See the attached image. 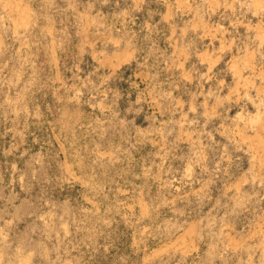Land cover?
<instances>
[{"label": "rangeland", "instance_id": "obj_1", "mask_svg": "<svg viewBox=\"0 0 264 264\" xmlns=\"http://www.w3.org/2000/svg\"><path fill=\"white\" fill-rule=\"evenodd\" d=\"M220 1L0 0V264H264V0Z\"/></svg>", "mask_w": 264, "mask_h": 264}, {"label": "bare ground", "instance_id": "obj_2", "mask_svg": "<svg viewBox=\"0 0 264 264\" xmlns=\"http://www.w3.org/2000/svg\"><path fill=\"white\" fill-rule=\"evenodd\" d=\"M8 1H9V0H8ZM15 1H16V0H15ZM181 1H182V0H181ZM219 1H220V0H219ZM17 2H18V1H17ZM220 2H221V1H220ZM10 3H11V2H10ZM20 3H21V2H20ZM227 3H228V2H227ZM14 4H15V2H14ZM12 5H13V4H12ZM12 5H10V6H12ZM15 5H16V4H15ZM20 5H21V4H20ZM20 5H19V6H20ZM180 5H181V4H180ZM23 6H25V5H23ZM219 6H220V5H219ZM14 7H15V6H14ZM213 7H214V5H213ZM16 8H17V7H16ZM14 9H15V8H14ZM175 9H176V8H175ZM17 10H18V9H17ZM183 10H184V9H183ZM10 11H11V8H10ZM21 11H22V13H23V9H21ZM21 11H20V12H21ZM11 12H13V11H11ZM166 12H167V11H166ZM22 13H21V16L24 14V13H23V14H22ZM166 14L168 15V13H166ZM19 15H20V14H19ZM19 15H18L17 17L20 19L21 17H20ZM193 15H194V14H193ZM196 15H197V14H196ZM11 16H12V15H11ZM13 16H14V15H13ZM172 16H173V15H172ZM167 17H168V16H167ZM9 18H10V17H9ZM22 19H23V18H22ZM18 21H19V20H18ZM20 21H21V20H20ZM28 21H29V20H28ZM195 21H196V20H195ZM13 22H14V21H13ZM204 22H205V21H204ZM16 23H17V22H16ZM193 23H194V21H193ZM191 24H192V23H191ZM196 24H197V23H196ZM196 24H195V25H196ZM199 24H200V23H199ZM260 24H261V23H260ZM263 30H264V29H263ZM252 32H253V31H252ZM263 33H264V32H263ZM254 35H255V34H254ZM256 35H257V34H256ZM256 37H257V36H256ZM251 39H252V38H251ZM247 40H248V39H247ZM245 46H246V45H245ZM242 49H243V48H242ZM125 55H126V54L124 53V54L119 55V57L121 58V57H123V56H125ZM126 58H127V57H126ZM250 60H251V59H250ZM117 61H118V59H117ZM247 61H248V60H247ZM247 63H249V62H247ZM237 68H238V66H237ZM239 68H240V67H239ZM257 133H258V132H257ZM258 139H259V141L261 142V143H260V142H258V143H260V146L262 147V146L264 145V133H263V135L260 134V136L258 137ZM261 144H263V145H261ZM261 147H260V148H261ZM263 148H264V147H263ZM261 149H262V148H261ZM262 151H263V150H262ZM259 153H261V152H259ZM263 154H264V153H263ZM258 156H259V155H258ZM256 160H257V159H256ZM263 160H264V158H263ZM261 161H262V160H261ZM258 162H259V161H258ZM187 229H188V228H187ZM188 230H189V229H188ZM190 233H193V232H189V233L187 232V235L189 234V235L191 236ZM189 235H188V236H189ZM182 237H183V236H182ZM192 237H193V236H192ZM184 239H186V238H184ZM188 240H189V239L182 240V241H183V242L186 241V243H187ZM190 240H191V239H190ZM190 240H189V242H190ZM182 241H181V242H182ZM187 245H189V243H187ZM187 245H186V246H187ZM186 248H187V247H186Z\"/></svg>", "mask_w": 264, "mask_h": 264}, {"label": "crops", "instance_id": "obj_3", "mask_svg": "<svg viewBox=\"0 0 264 264\" xmlns=\"http://www.w3.org/2000/svg\"><path fill=\"white\" fill-rule=\"evenodd\" d=\"M121 54H124V53H121ZM121 54H120V55H121ZM125 54H126V53H125ZM125 56H126V55H125ZM123 57H124V56H123ZM110 59H111V58H110ZM106 60L108 61V59H106ZM108 62L111 63V62H113V60H112V61L110 60V61H108Z\"/></svg>", "mask_w": 264, "mask_h": 264}]
</instances>
